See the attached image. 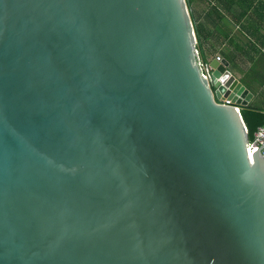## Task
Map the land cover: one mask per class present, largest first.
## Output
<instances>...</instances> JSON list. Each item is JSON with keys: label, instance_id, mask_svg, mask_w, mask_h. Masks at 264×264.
<instances>
[{"label": "water", "instance_id": "1", "mask_svg": "<svg viewBox=\"0 0 264 264\" xmlns=\"http://www.w3.org/2000/svg\"><path fill=\"white\" fill-rule=\"evenodd\" d=\"M197 44L185 0H0V264H264L252 95Z\"/></svg>", "mask_w": 264, "mask_h": 264}, {"label": "crops", "instance_id": "2", "mask_svg": "<svg viewBox=\"0 0 264 264\" xmlns=\"http://www.w3.org/2000/svg\"><path fill=\"white\" fill-rule=\"evenodd\" d=\"M201 15L206 30L217 34L218 52L210 61L227 60L252 95L249 105L264 110V0H203ZM225 49L231 59L222 53Z\"/></svg>", "mask_w": 264, "mask_h": 264}, {"label": "trees", "instance_id": "3", "mask_svg": "<svg viewBox=\"0 0 264 264\" xmlns=\"http://www.w3.org/2000/svg\"><path fill=\"white\" fill-rule=\"evenodd\" d=\"M202 2L203 0H185L189 17L191 18L192 24H194L197 35V49L200 54L201 62L208 65L210 63V58L218 52L217 43L215 42L217 34L212 30H206L205 22L202 21L203 17L201 15ZM216 31L219 32L218 27H216ZM222 53L226 58L231 59L228 50L225 49ZM241 115L248 129V140L251 141L256 130L264 124V110L251 104L241 109Z\"/></svg>", "mask_w": 264, "mask_h": 264}, {"label": "built area", "instance_id": "4", "mask_svg": "<svg viewBox=\"0 0 264 264\" xmlns=\"http://www.w3.org/2000/svg\"><path fill=\"white\" fill-rule=\"evenodd\" d=\"M219 61H221V57H217ZM200 67L202 69V74L205 77H210V66L203 64L200 61ZM247 150L249 153L259 151L262 155H264V124L260 126L256 132L253 134V139L248 142Z\"/></svg>", "mask_w": 264, "mask_h": 264}]
</instances>
